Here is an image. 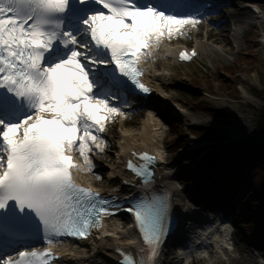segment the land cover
Here are the masks:
<instances>
[{"label": "snow or ice", "instance_id": "snow-or-ice-1", "mask_svg": "<svg viewBox=\"0 0 264 264\" xmlns=\"http://www.w3.org/2000/svg\"><path fill=\"white\" fill-rule=\"evenodd\" d=\"M181 8L178 0H0V264H56L55 245L86 239L120 207L74 172L93 169L106 123L150 93L142 62L201 22ZM132 156L140 162L126 167L140 194L126 210L144 247L135 255L117 247L118 264H156L173 193L155 186V156Z\"/></svg>", "mask_w": 264, "mask_h": 264}, {"label": "rangeland", "instance_id": "rangeland-1", "mask_svg": "<svg viewBox=\"0 0 264 264\" xmlns=\"http://www.w3.org/2000/svg\"><path fill=\"white\" fill-rule=\"evenodd\" d=\"M243 2L244 0H209L201 7L200 25L212 29L215 41L218 46H222V51L204 42L198 59L191 65L172 67L169 61L162 62L163 66L171 68L167 71L163 90L177 103L174 107L190 115L209 116L212 122L205 126L194 125L189 118L180 116L178 112L168 113L162 109V113H158V110L152 111L151 108L147 112L137 102L132 101L130 106L124 107L126 116H117L115 121L106 123V130L101 135L106 138L107 147L102 154L95 155L91 171L95 183L105 186L109 178L108 170L115 168L116 164V137L126 129L137 132L136 129L147 115L161 127L159 150L177 173L178 189L183 198L195 199L194 202L201 203L198 198L203 180H210L208 189L213 195H217L215 193L219 191L220 181L227 170L238 179L244 174L241 191L230 193V186L226 184L227 191L219 192L225 200V205L220 204L224 209L222 212L233 225L232 249H220L225 253L224 259L218 260L220 262H215L214 258V255L219 253L206 249L207 252L203 253L206 258L197 255L190 264H264V243H255L253 238H256V235L244 233L243 229L247 227L242 223L248 222L250 217L239 209V199L249 195L246 188L248 176L245 173L255 162L252 158L256 155L257 148L222 155L220 161L207 167L198 164V155L205 154L212 142L194 132L196 129L224 125L227 120V141L230 143L247 140L264 144V135H258L257 127L261 117L260 111L264 108V3H260V17L253 19L241 8ZM202 27L199 30L196 26H189L183 30V35H174L171 39L178 38V41L190 43L191 35L198 30V34L204 32ZM225 66H230V70L221 71ZM215 70L220 71L215 73ZM202 75L213 77L206 80ZM262 214L264 216V209ZM120 221L124 225L127 219L121 218ZM124 226L126 228V225ZM169 251L170 247H167V253L162 259L163 264L170 261Z\"/></svg>", "mask_w": 264, "mask_h": 264}, {"label": "bare ground", "instance_id": "bare-ground-1", "mask_svg": "<svg viewBox=\"0 0 264 264\" xmlns=\"http://www.w3.org/2000/svg\"><path fill=\"white\" fill-rule=\"evenodd\" d=\"M255 15V13H254ZM207 37H210L212 40L215 41V36L213 35L212 32H207ZM164 40V39H163ZM162 40V42H163ZM161 42V43H162ZM157 60L158 63H161L162 60H159L157 56L148 58V61L150 64L148 65L149 67L151 66V60ZM149 71V68H148ZM161 72V73H160ZM159 73H149L153 76L154 80V85H155V95L152 96L147 103L149 104V107H154L155 110L160 111L159 108H161V105L164 106L163 104H166V102H171L174 101L171 99V97H167L164 95V90L163 88L165 87L166 83V75L163 73V71H160ZM143 102V101H142ZM169 108H172L173 111H175V107H172L169 105ZM166 109V108H165ZM166 111L170 112L169 109ZM176 112L179 113L180 116L184 118H189L194 125H199V126H205L208 125L212 122V118L209 116H202V115H190L189 113L181 110H176ZM152 118L146 117L145 120H143L141 124V128L138 130L137 134L127 132L120 136L121 141H120V146H127L130 148H135V149H146L148 151H157L159 152L160 148V141H159V130L158 126L156 124H152ZM128 139V140H126ZM118 164V163H117ZM110 174L109 178V184L113 186L115 189H119L124 191V193H133V189H136L137 187L133 186V181L129 180L127 173L120 167L118 164L115 166L113 169L108 170ZM122 177V179H121ZM128 179V182L125 183L122 181L123 179L126 180ZM176 177L177 174L174 172V170L167 166L163 165L162 166V171H160V183L155 184L157 188H166L170 189L171 192L173 193L172 196L175 204V214H177V217L179 220L183 219L186 214L185 212L190 210L188 208V205H182L181 204V191L176 187ZM206 180H203V183L201 184H206ZM204 189H207L205 185L201 186ZM109 189V188H107ZM113 190V188H110ZM194 213V211H192ZM128 218L130 216L124 215ZM120 219L118 218H109V220L105 221V225L101 227L99 230L95 232V235L91 237L89 240H86L82 242L81 244H78L77 247L84 249L88 248L89 253L86 255V258H82L79 256V253L76 251H72V255L67 258L63 264H86L87 263H93V264H118L117 259L120 257L119 254L116 252L117 247L125 250V251H131L134 255L137 252L141 251V246L136 242V244H130V240H135V235H131L133 231V227L128 226V228L124 229H118L119 221ZM208 232V231H207ZM202 233V232H201ZM209 233V236L206 239L207 244L210 243L212 247L216 249V252L218 253L221 248H224L225 246H231L233 241L231 240V229L230 226H221L220 230L215 229L211 233ZM215 241H212L214 240ZM198 239V238H197ZM189 240V239H188ZM136 241V240H135ZM195 239L191 240L190 238V244L192 245V248L195 245ZM205 242V244H206ZM165 245V244H164ZM167 246V245H165ZM165 247H162L160 250L159 257L157 258L156 264H163L164 261L162 260L163 256V251ZM224 257V255H222ZM220 262V261H218ZM166 264H170L167 262Z\"/></svg>", "mask_w": 264, "mask_h": 264}, {"label": "trees", "instance_id": "trees-1", "mask_svg": "<svg viewBox=\"0 0 264 264\" xmlns=\"http://www.w3.org/2000/svg\"><path fill=\"white\" fill-rule=\"evenodd\" d=\"M242 57V56H241ZM231 67H226L224 70H230ZM219 72V71H218ZM217 72V73H218ZM206 80H211V77H205ZM261 117L258 121V135H264V108L260 111ZM259 119V118H258ZM224 125H216L213 127L199 129L194 132L201 135L202 138L212 142L209 150L203 154L198 155L200 165L212 166L220 161L222 155L233 154L252 147L257 148L255 151L254 163L248 173L247 190L249 195L240 199V212H245L250 217L248 222H243L242 225L247 227L249 232L259 233L264 229V216L260 213V207L264 206V144L260 145L258 142H251L247 140H240L238 142L230 143L228 140L229 129L225 121ZM195 134V133H194ZM181 144L180 142H178ZM259 144V145H258ZM253 149V148H252ZM228 182H235L230 177H226ZM257 195V197H256ZM256 199H253V198ZM243 217V215L241 216ZM262 239L264 234L262 232Z\"/></svg>", "mask_w": 264, "mask_h": 264}]
</instances>
